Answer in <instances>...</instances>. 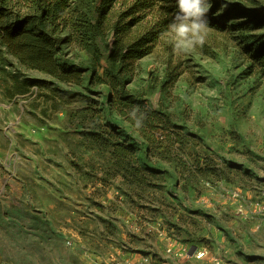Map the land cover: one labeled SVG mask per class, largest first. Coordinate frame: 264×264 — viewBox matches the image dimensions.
Listing matches in <instances>:
<instances>
[{"label": "rangeland", "instance_id": "rangeland-1", "mask_svg": "<svg viewBox=\"0 0 264 264\" xmlns=\"http://www.w3.org/2000/svg\"><path fill=\"white\" fill-rule=\"evenodd\" d=\"M228 32L207 25L202 47L180 55L173 50L171 65L181 61L183 72L167 92L161 84L168 75L169 31L152 54L137 60L128 88L152 108L167 106L200 138L186 150L190 162L210 157L221 172L218 180L209 173L190 182L174 161L144 159L140 138V164L160 168L163 176L159 191L141 196L118 178L103 180V171L89 176L91 151L78 143L84 129L70 127V118L81 123L77 114L91 104L105 122L112 124L114 116L130 137L127 122L108 112L105 88L58 82L21 66L0 46V75L3 67L10 80L28 87L7 98L0 85V264H116L142 255L149 264H213L216 257L225 264H264V214L255 207L264 191V76L245 71L246 62L228 45L237 33ZM245 34L264 42V28ZM61 56L88 64L73 44L63 45ZM147 81L151 90L144 89ZM170 244L207 255L175 258Z\"/></svg>", "mask_w": 264, "mask_h": 264}, {"label": "trees", "instance_id": "trees-1", "mask_svg": "<svg viewBox=\"0 0 264 264\" xmlns=\"http://www.w3.org/2000/svg\"><path fill=\"white\" fill-rule=\"evenodd\" d=\"M207 2V25L217 32L237 33V42H226L233 48V55L246 62L249 75L260 72L264 76V42H250L245 34L264 28V0ZM222 8L227 14H218ZM176 11L175 0H0V46L21 66L58 82L79 86L86 81L88 87L100 84L105 88L103 98L108 112L112 116L115 111L119 121L127 122L130 137L117 126L114 116L112 124L105 122L101 109L91 104L77 114L81 123L70 118V127L84 129L78 143L91 151L88 160L93 168L89 176L96 177L98 171H103V180L118 178L121 186L140 191V196L150 189L159 191L163 182L160 168L144 167L139 162L137 151L142 149L143 141L144 159L155 156L158 161H174L179 173L186 174L190 182L198 183L203 179L200 176L210 177L209 173L216 180L221 177L210 157H204L205 161L196 157L190 162L192 154L186 150L196 148L200 138L175 121L167 106L165 110L152 108L143 96L128 88L137 73V60L157 49ZM212 39L217 41L216 37ZM65 44L83 50L88 64L81 66L63 58L61 49ZM166 55L168 75L161 84L164 92L183 72L181 61L171 65L173 46ZM1 68L0 85L5 97L28 91L26 84L10 80ZM144 89L151 90L148 81ZM185 154L189 160L184 159Z\"/></svg>", "mask_w": 264, "mask_h": 264}, {"label": "clouds", "instance_id": "clouds-1", "mask_svg": "<svg viewBox=\"0 0 264 264\" xmlns=\"http://www.w3.org/2000/svg\"><path fill=\"white\" fill-rule=\"evenodd\" d=\"M176 13L169 26V43L177 55L189 54L203 46L207 36L205 17L210 9L207 0H175ZM135 113H133V116ZM137 127L140 121L137 120Z\"/></svg>", "mask_w": 264, "mask_h": 264}, {"label": "built area", "instance_id": "built-area-1", "mask_svg": "<svg viewBox=\"0 0 264 264\" xmlns=\"http://www.w3.org/2000/svg\"><path fill=\"white\" fill-rule=\"evenodd\" d=\"M204 184L209 185V182H204ZM233 196H238V193H234ZM256 211L259 213L264 214V191L261 192V199L256 202L255 204ZM70 244V242H68ZM167 252L174 256L175 258H184V257H194L197 260H202L206 257L207 251L204 249H194L192 254H189V248L185 249H178L175 246L171 245L167 247ZM135 258L127 257L123 261H118L116 264H149L150 257L147 255L139 256L137 260H134ZM213 264H225L222 259L220 258H213L212 259Z\"/></svg>", "mask_w": 264, "mask_h": 264}, {"label": "water", "instance_id": "water-1", "mask_svg": "<svg viewBox=\"0 0 264 264\" xmlns=\"http://www.w3.org/2000/svg\"><path fill=\"white\" fill-rule=\"evenodd\" d=\"M194 249H195L194 246L190 247V249H189V254H192V252L194 251Z\"/></svg>", "mask_w": 264, "mask_h": 264}]
</instances>
